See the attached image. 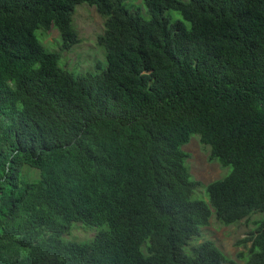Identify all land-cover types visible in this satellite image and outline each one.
<instances>
[{
    "label": "trees",
    "instance_id": "obj_1",
    "mask_svg": "<svg viewBox=\"0 0 264 264\" xmlns=\"http://www.w3.org/2000/svg\"><path fill=\"white\" fill-rule=\"evenodd\" d=\"M128 1L0 0V264H264V0ZM81 2L106 65L73 74L35 29L70 49ZM194 133L231 166L208 201L182 149ZM255 213L236 259L190 244ZM73 222L106 227L65 239Z\"/></svg>",
    "mask_w": 264,
    "mask_h": 264
},
{
    "label": "rangeland",
    "instance_id": "obj_2",
    "mask_svg": "<svg viewBox=\"0 0 264 264\" xmlns=\"http://www.w3.org/2000/svg\"><path fill=\"white\" fill-rule=\"evenodd\" d=\"M129 4L132 9L138 8L145 13V6L141 0H129L127 5ZM166 13H171L175 19L183 20L177 11L167 10ZM73 25L78 33L79 41L68 50L61 47V37L53 26L48 30L35 29V36L46 50L58 52L60 54L59 66L73 74H83L88 70H97L105 66L104 50L97 41L98 35L103 32V18L95 7L86 2L78 3L73 11ZM182 149L188 154L185 163L191 178L204 185L195 189L194 197L208 201L205 191L207 183L226 175L231 166L223 168L216 160H209V147L200 141L196 133L191 134L189 141L182 145ZM20 175L29 180L38 179L40 172L37 168L25 164L20 169ZM261 216L262 213L251 214L249 217L228 225L211 218L208 225L202 227L199 234L190 240V244L209 239L226 255L236 259L237 253L246 250L251 243L250 241L241 242L242 244L237 242L255 231V221ZM101 227H106V225L85 226L79 222H73L70 232L63 237L69 240L88 241Z\"/></svg>",
    "mask_w": 264,
    "mask_h": 264
}]
</instances>
